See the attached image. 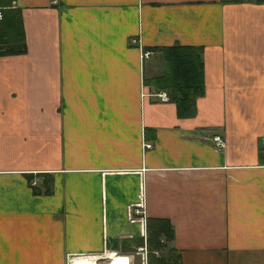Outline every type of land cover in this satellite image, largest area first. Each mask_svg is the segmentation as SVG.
Listing matches in <instances>:
<instances>
[{"label": "crops", "instance_id": "1", "mask_svg": "<svg viewBox=\"0 0 264 264\" xmlns=\"http://www.w3.org/2000/svg\"><path fill=\"white\" fill-rule=\"evenodd\" d=\"M10 6L23 52L0 54V264H124L148 218L169 222L179 264H264V0ZM176 44L202 64L185 118L145 82L161 74L149 47Z\"/></svg>", "mask_w": 264, "mask_h": 264}, {"label": "trees", "instance_id": "2", "mask_svg": "<svg viewBox=\"0 0 264 264\" xmlns=\"http://www.w3.org/2000/svg\"><path fill=\"white\" fill-rule=\"evenodd\" d=\"M11 1L0 0V54L23 52L14 45L23 40L19 13L11 8ZM149 50L160 54L163 68L160 75L145 82L155 90L165 92L167 100L174 104L178 118L193 116L195 99L202 95L204 89L199 47L176 44L149 47ZM44 183V193H48L49 180H44ZM146 234V264H179V256L174 249L164 247L163 242L172 238V228L166 219L148 218ZM139 240L138 244H141ZM160 249L163 252H158Z\"/></svg>", "mask_w": 264, "mask_h": 264}, {"label": "rangeland", "instance_id": "3", "mask_svg": "<svg viewBox=\"0 0 264 264\" xmlns=\"http://www.w3.org/2000/svg\"><path fill=\"white\" fill-rule=\"evenodd\" d=\"M147 64L149 65L150 68L154 67V66H155V68H157L150 75H154V74L158 73L159 71L161 72V70L163 68L162 60H161L160 56H157V55L155 57H150ZM142 241L145 242L144 239H142ZM119 245L120 246H119V248H117L118 252H117L116 256L119 259H121L124 264H140L141 261H143L144 264H146V252H147V249H145L144 246L143 247H139V248L136 249V248H130L127 245H123L122 243H120ZM126 247L127 248L129 247V248L125 249ZM143 251H144V255L142 253ZM159 251L163 252L162 249L158 250V252ZM154 253L156 254L157 252L154 251ZM126 255H127V257H125ZM127 260H128V262H127ZM100 262H104V261L102 260Z\"/></svg>", "mask_w": 264, "mask_h": 264}, {"label": "built area", "instance_id": "4", "mask_svg": "<svg viewBox=\"0 0 264 264\" xmlns=\"http://www.w3.org/2000/svg\"><path fill=\"white\" fill-rule=\"evenodd\" d=\"M148 54H149V52H143L142 57L147 58ZM153 96L156 98V100L158 102L167 101V96H166L165 92H163V91H158V92L154 93ZM208 140L211 142V144L214 148H221L222 147V141L218 135H216V134L212 135V136H210V138H208ZM127 218L130 221L129 213L127 214Z\"/></svg>", "mask_w": 264, "mask_h": 264}, {"label": "bare ground", "instance_id": "5", "mask_svg": "<svg viewBox=\"0 0 264 264\" xmlns=\"http://www.w3.org/2000/svg\"><path fill=\"white\" fill-rule=\"evenodd\" d=\"M90 257H86V256H77L75 257L71 262L70 264H90ZM101 261V260H100ZM105 262L103 263H107L108 261L107 260H103ZM99 262V261H98Z\"/></svg>", "mask_w": 264, "mask_h": 264}]
</instances>
